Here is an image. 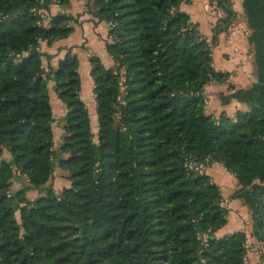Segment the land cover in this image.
Masks as SVG:
<instances>
[{
	"label": "trees",
	"instance_id": "1",
	"mask_svg": "<svg viewBox=\"0 0 264 264\" xmlns=\"http://www.w3.org/2000/svg\"><path fill=\"white\" fill-rule=\"evenodd\" d=\"M190 0H89L110 26L114 67L92 56L99 116L96 135L82 100L80 60L68 53L45 72L41 43L69 38L73 15L44 24L41 11L71 0H0V264H248L247 235L216 233L228 223L221 188L199 170L220 163L239 181L235 198L255 209L248 189L264 193V0H242L257 81L222 95L247 105L234 118L206 113L205 88L227 84L212 47L182 9ZM228 11L233 0H209ZM96 23V22H95ZM49 82L67 107L53 178L54 113ZM29 183L10 194L15 175ZM21 215V223L17 213Z\"/></svg>",
	"mask_w": 264,
	"mask_h": 264
},
{
	"label": "rangeland",
	"instance_id": "2",
	"mask_svg": "<svg viewBox=\"0 0 264 264\" xmlns=\"http://www.w3.org/2000/svg\"><path fill=\"white\" fill-rule=\"evenodd\" d=\"M88 2L85 0H78V9H73L74 20L71 22V25L74 26L75 30L73 34L62 42L61 46L63 47H55L53 45H48L47 42L41 43V50L43 53L53 55L54 58L46 59L44 58V65H45V72L48 73L51 68L56 69L59 65L60 60L65 58L68 53L72 55H77L80 60V73L82 78V92L81 97L82 100L86 103L91 121H92V129L96 135L97 141V133L99 130V116L97 111V101L94 94V87L95 83L93 77L91 76V63L90 59L92 56H98L104 63L107 68L114 67V61L107 52L106 45L108 42L112 41L110 38L109 30L110 26L107 23H100L97 19H95L89 12H88ZM242 0H233L231 7L234 10L235 15H230L228 11L224 10L223 8L219 7L217 3H211L210 1L206 2V0H190L188 3L183 5L184 11L191 15V18L194 17V21L200 24V30L202 34H207L208 29L212 30V33H221L224 31H228L230 33L238 32L243 36H249L251 31L247 26L246 15L242 8ZM69 6L65 7V11L68 10ZM58 9L51 6L49 11H41V14L44 16V24L46 26L50 23V18L53 15H56ZM193 16V17H192ZM211 18H216L212 21ZM197 20V21H196ZM96 22V23H95ZM224 23L226 28H224ZM210 39V45L214 46V42L211 37H207ZM59 42V41H58ZM60 44V43H59ZM214 63L218 65L219 62V51L215 49L214 51ZM251 52V53H250ZM250 52L247 53L249 56L254 54V49L251 47ZM249 63V71H246V74L249 78L248 82H256L257 75H256V65L253 58H249L247 61ZM230 82V81H229ZM227 83L228 91L230 90V86H233V89L236 90V86L234 84ZM53 82H49L48 86L50 91V99L51 105L53 108L54 113V123H53V131H54V141H53V150L56 153V167L54 171L53 178L50 182L40 191H27L26 197L33 201L38 197L45 195L48 190H52L56 195H61L64 189L70 188L72 183L69 180V175L66 171L60 168L59 162L64 158H68L69 155L62 154L60 152L61 146L63 144V137L65 135V122L63 118L67 113V107L64 102L58 97L57 93L54 90ZM244 85H240L242 87ZM240 91V90H239ZM222 95H229L222 93L218 96V92L213 90L212 88L208 89L207 97L208 102L206 104V113L208 115H212L214 117L221 115V106H226L227 111L231 112L233 110L232 101L228 105H224L222 103ZM205 96V91H204ZM220 97V98H219ZM220 99V103L218 101ZM246 105V104H244ZM247 106V105H246ZM247 110V108L245 109ZM238 112V111H237ZM218 116V117H219ZM11 154L8 149H4L3 154L0 156V164L2 161H10ZM206 164V163H205ZM204 163L199 165V170L205 173V165ZM212 173V172H211ZM206 174V173H205ZM215 180L218 179L217 177L214 178ZM28 182L25 178L15 175L14 179L12 180L11 187H10V194H15L21 190H24L28 186ZM17 219L19 223H21V215L17 213Z\"/></svg>",
	"mask_w": 264,
	"mask_h": 264
},
{
	"label": "crops",
	"instance_id": "3",
	"mask_svg": "<svg viewBox=\"0 0 264 264\" xmlns=\"http://www.w3.org/2000/svg\"><path fill=\"white\" fill-rule=\"evenodd\" d=\"M208 1L209 0H206V2ZM85 2L87 3V0H85ZM77 3L78 0H71V4L68 7L69 9L66 11V6L54 5V7H56L60 13L72 14L73 9H78ZM182 9L184 10L183 6ZM193 19L194 17L192 20ZM211 19L214 21L216 18ZM193 22L198 23L194 20ZM203 35L205 38L211 37L215 43V47H212L211 45L212 52L215 49L219 51L218 65L214 63L216 70L221 72H230L231 78L229 83L232 85L234 84V86H236V90L250 89L255 82H248L249 78L246 71H249V63H247V61L249 58H253L254 54L252 53L250 56L247 54L251 49L248 37L243 36L238 32L230 33L228 31H224L221 33L219 32L218 34L215 32L212 33L211 29H208V33ZM64 40L56 42L54 44V48L63 47L61 46V43L64 42ZM207 40L210 43V39L207 38ZM241 84L244 86L240 87ZM228 86V84H209L205 88L206 101L208 102L207 93L209 88L213 87V90H216L218 92V96H220L222 93L226 95L231 93L228 91ZM219 98L218 101L220 103ZM231 105L233 110L231 112H226L227 107L220 103L221 112L225 111L231 118L235 117L237 111H244L247 108L246 105L236 100H232L230 106ZM203 166H205V173L209 175L213 182L221 188L223 206L228 210V223L216 233V237L224 238L237 232H244L247 235V263L264 264V193L248 189L250 193L253 192L252 196L256 204L255 209H252L243 198L234 197V194L241 189V186L238 179L232 173L228 172L222 164L212 163L205 164ZM215 177L218 179L215 180Z\"/></svg>",
	"mask_w": 264,
	"mask_h": 264
},
{
	"label": "water",
	"instance_id": "4",
	"mask_svg": "<svg viewBox=\"0 0 264 264\" xmlns=\"http://www.w3.org/2000/svg\"><path fill=\"white\" fill-rule=\"evenodd\" d=\"M224 6H225L228 10H230V11L233 13V15H235L233 8H232L227 2L224 3ZM222 24L224 25V28H226V25H225L224 23H222Z\"/></svg>",
	"mask_w": 264,
	"mask_h": 264
},
{
	"label": "flooded vegetation",
	"instance_id": "5",
	"mask_svg": "<svg viewBox=\"0 0 264 264\" xmlns=\"http://www.w3.org/2000/svg\"><path fill=\"white\" fill-rule=\"evenodd\" d=\"M233 16V15H232Z\"/></svg>",
	"mask_w": 264,
	"mask_h": 264
}]
</instances>
